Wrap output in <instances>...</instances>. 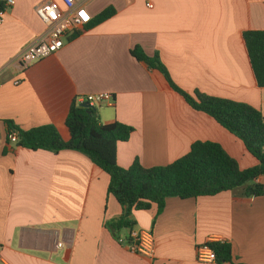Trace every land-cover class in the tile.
<instances>
[{
  "label": "crops",
  "instance_id": "0c3cea01",
  "mask_svg": "<svg viewBox=\"0 0 264 264\" xmlns=\"http://www.w3.org/2000/svg\"><path fill=\"white\" fill-rule=\"evenodd\" d=\"M49 1L63 10L59 0H13L0 20V264H207L196 260L206 242L230 244L231 263L224 264H264V195L169 198L158 214L131 212L133 226L113 234L107 225L122 209L107 195L108 176L88 157L10 144L5 152L6 121L21 130L52 124L66 139L70 103L105 94L112 102L97 111L99 123L134 129L116 144L122 169L136 159L146 169L167 166L204 141L218 144L239 169L254 166L241 141L192 110L129 51L139 46L147 57L156 55L187 93L245 103L264 117V88L243 39L247 31L264 32V0H89L92 19L107 7L115 15L21 72L16 57L45 33L34 9ZM254 183L264 185V177ZM131 229L152 234L151 257L117 243Z\"/></svg>",
  "mask_w": 264,
  "mask_h": 264
},
{
  "label": "trees",
  "instance_id": "16d2710c",
  "mask_svg": "<svg viewBox=\"0 0 264 264\" xmlns=\"http://www.w3.org/2000/svg\"><path fill=\"white\" fill-rule=\"evenodd\" d=\"M4 10V3L0 0V11ZM114 15L112 7L102 9L93 17L88 27L104 23ZM243 39L256 84L259 88H264V32L247 31L243 34ZM129 54L162 75L168 87L182 97L192 110L212 117L216 124L241 141L257 164L241 170L237 161L218 144L204 141L193 143L185 155L167 166L146 169L136 159L128 168L122 169L115 162L116 144L125 143L134 129L117 121L100 124L94 106L82 108L74 100L63 120L66 139L61 137L52 124L21 130L6 121L8 133L5 152L9 145L8 135L14 133L17 138L13 145L15 148L33 152L50 151L53 154L73 150L88 157L97 169L108 176L107 195H112L122 209L121 217L107 225L113 234L133 226V222L129 220L131 212L154 208L158 214L169 198L213 197L221 192L236 190H240L245 198L264 195V185L254 183L257 178L264 177V117L258 109L199 92L187 93L171 81L167 69L156 55L147 57L139 46L132 48ZM206 244L213 251L216 263H231L230 244Z\"/></svg>",
  "mask_w": 264,
  "mask_h": 264
},
{
  "label": "built area",
  "instance_id": "2783aa9c",
  "mask_svg": "<svg viewBox=\"0 0 264 264\" xmlns=\"http://www.w3.org/2000/svg\"><path fill=\"white\" fill-rule=\"evenodd\" d=\"M2 1L5 9L13 4V0ZM87 1L89 0H59L63 10L52 1L35 7L36 17L44 25L45 33L35 43L21 50L16 57L15 64L21 72H24L33 63L58 52L69 39L85 30L92 20L86 9ZM4 11H0V20ZM18 84L19 81L14 83V85ZM111 102V97L105 94L88 95L81 100V103H88L91 106H102V104L109 106ZM8 142L10 145L17 142L14 133L8 135ZM116 240L118 244L139 256L149 258L153 255L154 238L149 231L131 229L126 239L118 238ZM196 260L207 264L215 262L214 253L206 243L197 248Z\"/></svg>",
  "mask_w": 264,
  "mask_h": 264
},
{
  "label": "rangeland",
  "instance_id": "374dc122",
  "mask_svg": "<svg viewBox=\"0 0 264 264\" xmlns=\"http://www.w3.org/2000/svg\"><path fill=\"white\" fill-rule=\"evenodd\" d=\"M94 107H95V109H96L97 111H99L101 108H104L103 106H100V105H94ZM106 109H108V108H106ZM108 110H109V109H108ZM58 128H59L60 132H62V133L64 134V136H65L66 133H65L64 129H63L61 126L58 127ZM122 232H125V229H123Z\"/></svg>",
  "mask_w": 264,
  "mask_h": 264
},
{
  "label": "water",
  "instance_id": "95a60500",
  "mask_svg": "<svg viewBox=\"0 0 264 264\" xmlns=\"http://www.w3.org/2000/svg\"><path fill=\"white\" fill-rule=\"evenodd\" d=\"M80 106L82 108H89V107H91V105H89L88 103H82Z\"/></svg>",
  "mask_w": 264,
  "mask_h": 264
}]
</instances>
